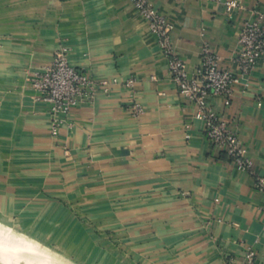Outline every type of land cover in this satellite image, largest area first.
Returning a JSON list of instances; mask_svg holds the SVG:
<instances>
[{
	"label": "crops",
	"instance_id": "1",
	"mask_svg": "<svg viewBox=\"0 0 264 264\" xmlns=\"http://www.w3.org/2000/svg\"><path fill=\"white\" fill-rule=\"evenodd\" d=\"M153 1L189 73L206 46L247 82L228 105L216 96L209 105L237 130L252 168L206 138L130 0H0V227L77 264H231L245 245L264 264V193L254 185L264 176V57L248 75L234 61L242 24L264 0L229 12L224 0ZM61 46L109 84L52 134L29 78Z\"/></svg>",
	"mask_w": 264,
	"mask_h": 264
},
{
	"label": "built area",
	"instance_id": "2",
	"mask_svg": "<svg viewBox=\"0 0 264 264\" xmlns=\"http://www.w3.org/2000/svg\"><path fill=\"white\" fill-rule=\"evenodd\" d=\"M136 13L143 19L148 30L156 37L160 52L167 59V67L180 97L193 107V117L201 121L206 138L216 147L223 149L234 164L243 170L252 168L248 149L241 141L238 132L224 115L209 105V98L220 97L225 105L230 103L234 86L242 82L241 77L231 70L220 66V57L208 47L202 48V59L193 73L186 69L184 59L173 46L171 32L173 23L160 12L153 0H130ZM219 1V0H209ZM227 12L243 8L240 0H224ZM238 50L234 61L242 75H248L257 62L264 57V12L247 18L238 34ZM116 81V79H113ZM30 87L35 92V99L47 106L51 132L57 133L60 126L73 108L91 103L100 90L108 89L107 80L96 81L73 66L67 57V48L59 47L51 60L30 73ZM135 79L130 77L124 85L132 87ZM262 105V100L257 101ZM134 114H140L144 108L139 103L132 106ZM255 188L264 193V176H256ZM244 259L231 264H254L256 250L252 245H245Z\"/></svg>",
	"mask_w": 264,
	"mask_h": 264
},
{
	"label": "rangeland",
	"instance_id": "3",
	"mask_svg": "<svg viewBox=\"0 0 264 264\" xmlns=\"http://www.w3.org/2000/svg\"><path fill=\"white\" fill-rule=\"evenodd\" d=\"M0 232L9 235L12 238V244L16 245V248H24L32 258V260L29 258L24 262L12 258L8 260L9 262L4 261L5 264H33L32 261L35 260L38 262L36 264H77V261L72 259L71 252L57 251L53 244L42 243L37 239L20 235L3 227H0Z\"/></svg>",
	"mask_w": 264,
	"mask_h": 264
},
{
	"label": "bare ground",
	"instance_id": "4",
	"mask_svg": "<svg viewBox=\"0 0 264 264\" xmlns=\"http://www.w3.org/2000/svg\"><path fill=\"white\" fill-rule=\"evenodd\" d=\"M12 258H17L16 260L22 262L29 258L32 260L29 252L27 253L24 248H16V245L12 244V238L9 235H6V233L0 232V264H5L4 261H8ZM36 262V260L32 261L33 264H36Z\"/></svg>",
	"mask_w": 264,
	"mask_h": 264
}]
</instances>
